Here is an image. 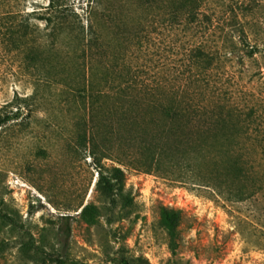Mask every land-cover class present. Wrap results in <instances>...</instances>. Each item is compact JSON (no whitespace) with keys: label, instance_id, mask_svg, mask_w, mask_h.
<instances>
[{"label":"rangeland","instance_id":"obj_1","mask_svg":"<svg viewBox=\"0 0 264 264\" xmlns=\"http://www.w3.org/2000/svg\"><path fill=\"white\" fill-rule=\"evenodd\" d=\"M50 1L0 0V264H264V147L218 175L168 135L199 48L219 55L223 95L264 112V0H199L200 23L167 19L188 0H103L90 34L93 0H63L80 16L67 20ZM137 74L126 97L84 99L92 79ZM195 107L180 116L192 129Z\"/></svg>","mask_w":264,"mask_h":264},{"label":"trees","instance_id":"obj_2","mask_svg":"<svg viewBox=\"0 0 264 264\" xmlns=\"http://www.w3.org/2000/svg\"><path fill=\"white\" fill-rule=\"evenodd\" d=\"M188 1L189 3L184 8L180 9L175 5L174 8L168 9L169 17L167 19L170 20L171 23H174L179 16H183V12H186L187 16L193 17V20H197V22L200 21L201 14L205 13L200 8L199 0ZM102 2L103 0H93L88 3L86 12L88 14L89 25H85L84 28H86L89 34L91 32H96L98 28L96 27V18H94V16L101 10ZM47 10L52 17L60 16V18L63 19L65 17L66 20L73 17H75V19L80 17L79 13L71 9L67 4H64L63 0H51L50 4L47 6ZM196 56H199L198 59H202L203 62H206V64L203 63L204 68L201 70L203 74L199 71L194 72L193 84H191L193 87L188 85L173 90L176 93L175 97L179 98H174L176 105L173 103L175 106L174 110L177 108L178 122L176 126H172V129L169 130L168 133L169 137L175 138H173L174 140L171 144L186 148V152L190 154V162H192L198 170L202 168L204 170L211 169L213 173L217 172L219 175L223 170L222 167L226 169L231 166H239L240 168L243 166L247 168H249L248 166L252 167L254 162H257L258 159L256 155L253 156V154H250L247 148L251 145L264 147V128L262 134H254L256 132L255 130L259 127L251 126L254 122H259L253 118L259 115L264 116L262 108L257 104L251 105L250 103H242L232 94L223 95L224 86L221 84L217 85L213 78V71L219 63V55H217L216 52H206L202 48H199ZM198 59L196 57L195 63L197 64L199 61ZM199 73L201 74L199 75ZM123 75L124 73L119 74V76ZM155 76L161 77V75L158 74ZM154 78L157 79L156 77ZM105 80L106 86L109 87L108 91H106V88L100 87V84ZM122 80L120 84H116L113 79L111 80V78L109 79L108 77L103 79L102 82L98 80V83L96 79H92L90 81L92 85L85 88L87 94L85 96L84 94L81 95L84 96V99H87V95L93 97L96 93L105 96L114 95L117 97H126L124 95L126 87L122 85L123 82L130 81L131 83L139 84V75H133L128 78L124 77ZM142 81L143 87H140L142 90L149 91L153 88L158 93L170 94L168 91L170 88H168V84L164 81H158L154 85L148 82L147 79H142ZM210 102H214L219 108V111L215 114L216 116H212L213 119L211 121H205L203 120L207 111L205 108L210 105ZM177 103H179V106ZM197 103L200 104L198 105ZM195 105L197 107H195L193 113L202 121L201 125L197 126L204 127L205 130L206 128L207 130L210 129L208 130V135H201L202 133L200 131L194 129L197 126L192 129V119L187 118L186 125L182 124L184 120L180 121V116L182 114L186 115L189 113V110L192 111V107ZM242 149L247 150V152ZM97 158L102 162V158L99 157V154ZM199 175L202 177L204 176L199 171L194 175V178H197Z\"/></svg>","mask_w":264,"mask_h":264}]
</instances>
